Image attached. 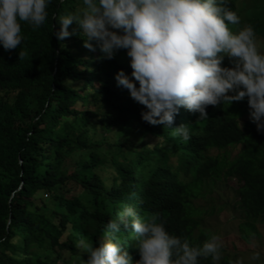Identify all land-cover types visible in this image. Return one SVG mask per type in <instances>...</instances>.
Here are the masks:
<instances>
[{
	"label": "trees",
	"instance_id": "1",
	"mask_svg": "<svg viewBox=\"0 0 264 264\" xmlns=\"http://www.w3.org/2000/svg\"><path fill=\"white\" fill-rule=\"evenodd\" d=\"M262 1L228 7L240 17L229 28L251 24L264 51ZM80 6L51 0L41 26L21 22L17 49L0 46V264H79V241L102 237L122 203L142 217L157 213L170 233L198 246L211 235L201 220L216 211L195 201L217 183L233 185L240 229L254 233L264 222V130L249 120L246 99L209 105L204 119L180 107L169 129L142 121L143 106L113 78L131 72L125 50L98 59L78 29L55 38V20ZM181 123L188 141L171 135ZM116 235L137 259L131 232ZM232 263L223 250L215 262Z\"/></svg>",
	"mask_w": 264,
	"mask_h": 264
},
{
	"label": "clouds",
	"instance_id": "2",
	"mask_svg": "<svg viewBox=\"0 0 264 264\" xmlns=\"http://www.w3.org/2000/svg\"><path fill=\"white\" fill-rule=\"evenodd\" d=\"M229 0H81V6L59 15L58 41L78 29L82 46L111 59L123 49L130 74L117 69L115 84L143 108L140 119L168 128L180 107L207 117L206 107L246 99L248 118L264 130V51L251 24L239 25ZM51 0H0V46L17 49L23 39L21 22L38 28L48 16ZM75 24L71 31L68 26ZM23 56L18 51V57ZM227 58L228 64L223 61ZM129 76L131 78H129ZM171 135L190 139L189 124L171 128ZM161 145L164 137L160 136ZM131 232L132 259L116 235ZM95 243L77 244L79 264H199L200 258L221 257V237L213 233L200 245L170 233L157 213L140 216L122 203L116 219H108ZM255 258V257H254ZM75 264V262H74ZM234 264H240L239 260Z\"/></svg>",
	"mask_w": 264,
	"mask_h": 264
},
{
	"label": "rangeland",
	"instance_id": "3",
	"mask_svg": "<svg viewBox=\"0 0 264 264\" xmlns=\"http://www.w3.org/2000/svg\"><path fill=\"white\" fill-rule=\"evenodd\" d=\"M243 1V6L247 8L253 2ZM261 4L264 6V0ZM205 193V197L197 199L195 203L214 207L216 212L204 217L201 220V227L210 234L216 233L221 237V251L233 258L232 264L237 260L240 264H264V222L256 223L254 233L245 236L240 229V223L244 219L237 204L238 197L233 185L217 183ZM219 209L221 211H218Z\"/></svg>",
	"mask_w": 264,
	"mask_h": 264
}]
</instances>
